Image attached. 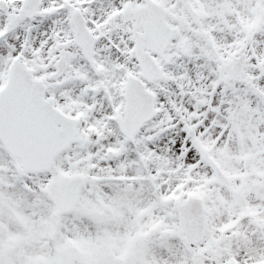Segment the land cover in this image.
I'll list each match as a JSON object with an SVG mask.
<instances>
[{"label":"snow or ice","instance_id":"snow-or-ice-1","mask_svg":"<svg viewBox=\"0 0 264 264\" xmlns=\"http://www.w3.org/2000/svg\"><path fill=\"white\" fill-rule=\"evenodd\" d=\"M0 264H264V0H0Z\"/></svg>","mask_w":264,"mask_h":264}]
</instances>
